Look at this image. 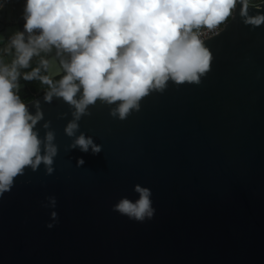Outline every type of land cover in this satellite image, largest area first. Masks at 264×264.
<instances>
[{
	"label": "water",
	"instance_id": "1",
	"mask_svg": "<svg viewBox=\"0 0 264 264\" xmlns=\"http://www.w3.org/2000/svg\"><path fill=\"white\" fill-rule=\"evenodd\" d=\"M26 3L0 0V67L17 59L18 33L25 44L40 35L24 28ZM257 10L264 1L247 16ZM245 19L238 3L203 42L211 60L199 82L170 79L124 119L111 114L119 102L97 100L76 120L52 90L24 102L41 115L40 154L52 133L56 155L51 173L26 167L0 194V264H264V25ZM43 59L51 80L71 53L51 46ZM17 73L16 94L27 89ZM81 134L98 154L75 146ZM136 186L151 193L153 215L142 221L115 210L139 199Z\"/></svg>",
	"mask_w": 264,
	"mask_h": 264
},
{
	"label": "clouds",
	"instance_id": "2",
	"mask_svg": "<svg viewBox=\"0 0 264 264\" xmlns=\"http://www.w3.org/2000/svg\"><path fill=\"white\" fill-rule=\"evenodd\" d=\"M238 3L246 24L264 25V12L247 16L249 0H27L24 28L28 33L39 30L40 35L25 44L18 33L12 41L17 59L11 68L0 67V194L10 190L26 167L35 170L43 163L49 173L53 171V134H47L46 154L41 155V141L33 132L41 115H30L14 91L17 65L27 67L37 47L56 46L71 53L70 63L63 64L66 74L52 92L76 108V120L97 100L119 102L111 114L124 119L151 89L163 90L170 79L177 84L199 82L209 70L211 56L194 30L216 29ZM37 71L24 78L33 79ZM42 82L51 84L47 77ZM77 127L70 123L67 135ZM75 146L85 153L90 146L93 154L100 152L83 134ZM135 191L136 202L124 198L115 210L138 221L150 218V190L136 186Z\"/></svg>",
	"mask_w": 264,
	"mask_h": 264
},
{
	"label": "trees",
	"instance_id": "3",
	"mask_svg": "<svg viewBox=\"0 0 264 264\" xmlns=\"http://www.w3.org/2000/svg\"><path fill=\"white\" fill-rule=\"evenodd\" d=\"M260 1H264V0H249V4H252V5L258 4ZM230 18L231 17H229L227 20H229ZM194 31L196 32V30ZM34 70H38V71L35 73V76L33 79L28 80L24 78V81L27 85V90L30 89V91H28L29 93L27 94H30V95H27V97L23 99L22 96L26 92L23 93V91H21L17 93V95L20 96L22 102H28L30 100L35 99L32 95L33 93H42L43 90H45L43 92L52 90V87L57 86L59 80L66 74L64 73L56 78L49 80L51 81V84L42 82V79L46 77V62L43 59V54L41 51H36V54H34L31 60L29 61L28 66L23 67L22 71H23L24 77L25 75L33 74Z\"/></svg>",
	"mask_w": 264,
	"mask_h": 264
},
{
	"label": "built area",
	"instance_id": "4",
	"mask_svg": "<svg viewBox=\"0 0 264 264\" xmlns=\"http://www.w3.org/2000/svg\"><path fill=\"white\" fill-rule=\"evenodd\" d=\"M249 5H252V4H249ZM254 5H257V4H254ZM221 29H222V25L218 26L216 29H213V30H207V29L201 28V29H197L196 33L198 34V36L202 40V42H204L207 39L218 35L220 33ZM44 93L45 92L33 93L32 95H33L34 98H37V97L41 96Z\"/></svg>",
	"mask_w": 264,
	"mask_h": 264
},
{
	"label": "crops",
	"instance_id": "5",
	"mask_svg": "<svg viewBox=\"0 0 264 264\" xmlns=\"http://www.w3.org/2000/svg\"><path fill=\"white\" fill-rule=\"evenodd\" d=\"M197 30V29H196ZM34 38L32 37V36H29L28 37V44H29V42H30V40H33ZM32 46H34V45H32ZM36 51H41L42 52V54H43V52H44V50L43 49H40V48H36ZM19 54L17 53V50H15V56H18ZM31 60V59H30ZM29 60V61H30ZM23 69V67H21V70ZM23 72V71H22ZM27 91H30V89H28ZM43 91H45V90H43ZM42 91V92H43Z\"/></svg>",
	"mask_w": 264,
	"mask_h": 264
},
{
	"label": "flooded vegetation",
	"instance_id": "6",
	"mask_svg": "<svg viewBox=\"0 0 264 264\" xmlns=\"http://www.w3.org/2000/svg\"><path fill=\"white\" fill-rule=\"evenodd\" d=\"M24 92H26L24 95H30V94H27V93H29L28 91H27V89H25L24 91H23V93ZM24 99V98H23Z\"/></svg>",
	"mask_w": 264,
	"mask_h": 264
}]
</instances>
